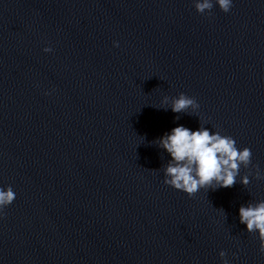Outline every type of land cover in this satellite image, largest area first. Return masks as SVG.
<instances>
[{
    "label": "water",
    "instance_id": "95a60500",
    "mask_svg": "<svg viewBox=\"0 0 264 264\" xmlns=\"http://www.w3.org/2000/svg\"><path fill=\"white\" fill-rule=\"evenodd\" d=\"M178 124L250 148L232 187L163 182ZM5 185L0 264H264L238 216L264 200V0H0Z\"/></svg>",
    "mask_w": 264,
    "mask_h": 264
},
{
    "label": "clouds",
    "instance_id": "9594fccd",
    "mask_svg": "<svg viewBox=\"0 0 264 264\" xmlns=\"http://www.w3.org/2000/svg\"><path fill=\"white\" fill-rule=\"evenodd\" d=\"M193 4L201 14L211 10L214 4L227 13L233 5V0H193ZM113 46L118 47L119 43L113 41ZM43 51L47 53L52 49L46 46ZM170 108L175 113H181L189 109L196 111L199 105L194 98L179 93L171 100ZM154 143L169 156L163 169V182L189 197L201 189L232 187L236 183L241 166H247L251 162L250 148H238L233 137L210 130L202 124L196 129L178 124L162 134ZM240 182L247 184L249 180L247 177H241ZM14 199L15 192L10 185L0 186V216ZM238 216L248 232L257 234L259 251L264 254V200L241 205L238 208ZM218 254L222 264H229V261L224 259L226 253L223 250Z\"/></svg>",
    "mask_w": 264,
    "mask_h": 264
}]
</instances>
